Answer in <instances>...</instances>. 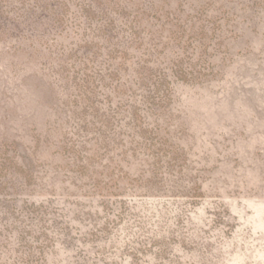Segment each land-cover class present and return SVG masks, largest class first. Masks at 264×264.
<instances>
[{"label":"rangeland","instance_id":"obj_1","mask_svg":"<svg viewBox=\"0 0 264 264\" xmlns=\"http://www.w3.org/2000/svg\"><path fill=\"white\" fill-rule=\"evenodd\" d=\"M0 264H264V0H0Z\"/></svg>","mask_w":264,"mask_h":264}]
</instances>
